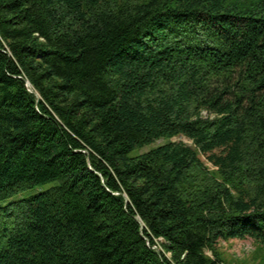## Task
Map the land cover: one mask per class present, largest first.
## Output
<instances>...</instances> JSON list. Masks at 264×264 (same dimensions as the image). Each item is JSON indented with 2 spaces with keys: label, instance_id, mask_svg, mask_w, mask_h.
<instances>
[{
  "label": "trees",
  "instance_id": "1",
  "mask_svg": "<svg viewBox=\"0 0 264 264\" xmlns=\"http://www.w3.org/2000/svg\"><path fill=\"white\" fill-rule=\"evenodd\" d=\"M248 239L264 0H0V264H232Z\"/></svg>",
  "mask_w": 264,
  "mask_h": 264
},
{
  "label": "rangeland",
  "instance_id": "2",
  "mask_svg": "<svg viewBox=\"0 0 264 264\" xmlns=\"http://www.w3.org/2000/svg\"><path fill=\"white\" fill-rule=\"evenodd\" d=\"M204 116H208L207 113H204ZM172 141L175 142H183L188 145H192V142L185 137L174 138ZM165 143V140L157 141L155 144L151 146L144 147L140 150H137L134 154H143L148 152L150 149L162 145ZM51 185H47L45 188L50 187ZM39 193V190H33L25 193L22 196L16 197L14 199H22L25 197H29L30 195H35ZM221 250L224 252L225 257L232 263V264H255L254 259L257 257L258 253L264 254L263 251L253 242V240H233L227 243H221Z\"/></svg>",
  "mask_w": 264,
  "mask_h": 264
},
{
  "label": "water",
  "instance_id": "3",
  "mask_svg": "<svg viewBox=\"0 0 264 264\" xmlns=\"http://www.w3.org/2000/svg\"><path fill=\"white\" fill-rule=\"evenodd\" d=\"M27 87L29 88V90H30L31 92H34L33 89H32V87L30 86L29 83H27Z\"/></svg>",
  "mask_w": 264,
  "mask_h": 264
}]
</instances>
